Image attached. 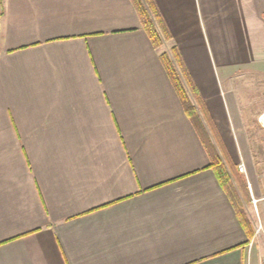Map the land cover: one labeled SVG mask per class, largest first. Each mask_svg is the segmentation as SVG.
I'll return each instance as SVG.
<instances>
[{"label":"crops","instance_id":"obj_1","mask_svg":"<svg viewBox=\"0 0 264 264\" xmlns=\"http://www.w3.org/2000/svg\"><path fill=\"white\" fill-rule=\"evenodd\" d=\"M154 2L158 48L130 0H0V264H264V158L231 88L264 78V0ZM171 46L246 223L161 63Z\"/></svg>","mask_w":264,"mask_h":264},{"label":"trees","instance_id":"obj_2","mask_svg":"<svg viewBox=\"0 0 264 264\" xmlns=\"http://www.w3.org/2000/svg\"><path fill=\"white\" fill-rule=\"evenodd\" d=\"M130 1L136 10L143 30L149 37L154 48L160 47L165 41L171 38L170 32L154 0ZM159 58L183 105L185 114L193 124L207 152L209 157L208 166L213 169L221 186L232 197L233 205L239 219L243 223H246L248 219L233 183L234 179H239L240 174L228 169L199 115V110L204 112L201 98L186 70V66L177 47L171 46L167 50H162L159 53Z\"/></svg>","mask_w":264,"mask_h":264},{"label":"rangeland","instance_id":"obj_3","mask_svg":"<svg viewBox=\"0 0 264 264\" xmlns=\"http://www.w3.org/2000/svg\"><path fill=\"white\" fill-rule=\"evenodd\" d=\"M165 48L166 46L163 49ZM231 88L245 110V125L251 144L256 152L259 149L257 156L264 158V123L260 121L264 113V78L249 69H242L233 76ZM253 215L256 225L259 226V230L256 231L258 235L262 225L257 220L254 210Z\"/></svg>","mask_w":264,"mask_h":264},{"label":"built area","instance_id":"obj_4","mask_svg":"<svg viewBox=\"0 0 264 264\" xmlns=\"http://www.w3.org/2000/svg\"><path fill=\"white\" fill-rule=\"evenodd\" d=\"M260 121H261L262 123H264V113H263V115H261V117H260ZM238 168H239L240 171H244V166H243L242 163H239V164H238ZM253 202H254V200H253ZM257 231H258V228H257Z\"/></svg>","mask_w":264,"mask_h":264}]
</instances>
